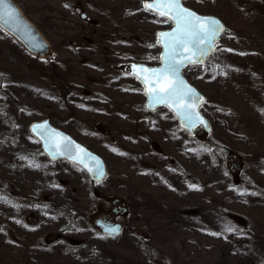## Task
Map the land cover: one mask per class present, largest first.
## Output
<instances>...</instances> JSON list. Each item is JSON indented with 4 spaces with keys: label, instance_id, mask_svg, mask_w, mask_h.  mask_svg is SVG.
<instances>
[{
    "label": "rangeland",
    "instance_id": "obj_1",
    "mask_svg": "<svg viewBox=\"0 0 264 264\" xmlns=\"http://www.w3.org/2000/svg\"><path fill=\"white\" fill-rule=\"evenodd\" d=\"M15 1L52 52L0 28V264H264V0H183L226 26L185 69L211 123L194 135L166 107L146 112L126 71L159 62L170 26L147 0ZM44 118L101 154L108 177L91 185L49 161L29 131ZM99 218L122 233L104 235Z\"/></svg>",
    "mask_w": 264,
    "mask_h": 264
},
{
    "label": "water",
    "instance_id": "obj_2",
    "mask_svg": "<svg viewBox=\"0 0 264 264\" xmlns=\"http://www.w3.org/2000/svg\"><path fill=\"white\" fill-rule=\"evenodd\" d=\"M152 2L153 0L146 1L144 6L146 3ZM178 3L181 7L194 12L201 18L218 21L221 30L215 34L214 38H209L207 43L196 41L188 44L184 49L176 48L173 50L171 39L161 36V33L174 32L177 24L170 16H163L172 22V27L157 33L158 45L162 49L159 55L160 64L149 66L144 63H133L129 68L131 74L143 85L144 93L147 97L144 104L146 111L154 112L157 110L156 108L165 106L176 116L181 129L194 134L197 127H202L206 133H209L211 124L208 117L202 112L206 96L184 76V70L189 65L204 63L212 52L216 50V42L225 30V23L216 15L202 14L186 6L183 0H178ZM149 11L157 14L155 10ZM0 28L16 39L31 54L42 58L50 56L52 51L51 44L38 30V27L27 18L14 0H3V3L0 4ZM165 44H169V47L166 48ZM201 50H203V54H201ZM189 55L192 56V60L195 62H189L185 59ZM181 60H183V63H181ZM139 69H148L149 72L144 73L139 71ZM153 70L163 73L166 79L176 82L180 87V95L183 98L177 100L176 97H172L165 101L156 99L151 95L148 91V86L144 82V76H151ZM29 126L30 132L39 141L42 151L51 161L64 159L77 164L95 182L107 176L105 161L99 154L77 141L70 134L55 127L49 119L33 122ZM102 228L104 233L110 235H119L122 232L121 224L103 226Z\"/></svg>",
    "mask_w": 264,
    "mask_h": 264
},
{
    "label": "snow or ice",
    "instance_id": "obj_3",
    "mask_svg": "<svg viewBox=\"0 0 264 264\" xmlns=\"http://www.w3.org/2000/svg\"><path fill=\"white\" fill-rule=\"evenodd\" d=\"M2 3L3 0H0V4ZM145 9L155 10L161 16H170L176 22L177 28L174 32L161 33V36L171 39L173 50L176 48L184 49L188 44L196 41L207 43L209 38H214L215 34L221 30L218 21L197 16L194 12L181 7L178 0H153L152 3L145 4ZM165 47L168 48L169 44H165ZM201 54H203V50H201ZM185 59L189 62H195L191 55ZM139 71L149 72L148 69H139ZM144 82L148 86L149 93L156 99L166 101L172 97H176L177 100L183 98L180 95L179 85L166 79L161 72L153 70L151 76H144Z\"/></svg>",
    "mask_w": 264,
    "mask_h": 264
},
{
    "label": "flooded vegetation",
    "instance_id": "obj_4",
    "mask_svg": "<svg viewBox=\"0 0 264 264\" xmlns=\"http://www.w3.org/2000/svg\"><path fill=\"white\" fill-rule=\"evenodd\" d=\"M90 184H91V185H95V183L93 184L92 182H91ZM113 202L116 204L117 202H119V200L116 199V200H114ZM122 205H123V204H122ZM117 207L122 208L121 205H117ZM117 207H114V208H113V211H114V212H117V211H118V208H117ZM105 212H106V209H105ZM107 223L112 224V223H115V221H107V220L104 219V218H99V219L96 221V225H97V226H99L100 224H107ZM61 238H62V237H61Z\"/></svg>",
    "mask_w": 264,
    "mask_h": 264
},
{
    "label": "trees",
    "instance_id": "obj_5",
    "mask_svg": "<svg viewBox=\"0 0 264 264\" xmlns=\"http://www.w3.org/2000/svg\"><path fill=\"white\" fill-rule=\"evenodd\" d=\"M148 61H149V63H150V64H152V65H153V61H152V59H150V60H148Z\"/></svg>",
    "mask_w": 264,
    "mask_h": 264
}]
</instances>
